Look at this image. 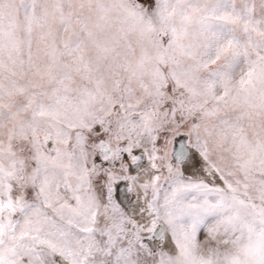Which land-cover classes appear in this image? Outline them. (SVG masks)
I'll use <instances>...</instances> for the list:
<instances>
[{
	"label": "snow or ice",
	"instance_id": "1",
	"mask_svg": "<svg viewBox=\"0 0 264 264\" xmlns=\"http://www.w3.org/2000/svg\"><path fill=\"white\" fill-rule=\"evenodd\" d=\"M0 264H264V0H0Z\"/></svg>",
	"mask_w": 264,
	"mask_h": 264
}]
</instances>
